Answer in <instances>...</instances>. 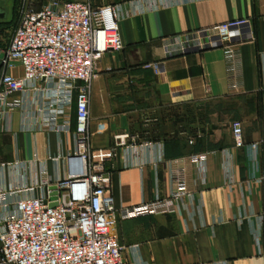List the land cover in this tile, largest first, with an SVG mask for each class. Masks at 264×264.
I'll return each mask as SVG.
<instances>
[{
    "label": "crops",
    "instance_id": "0c3cea01",
    "mask_svg": "<svg viewBox=\"0 0 264 264\" xmlns=\"http://www.w3.org/2000/svg\"><path fill=\"white\" fill-rule=\"evenodd\" d=\"M64 1L118 10L123 50L99 61L89 102L93 151L108 150L115 138L123 142L104 165L114 207L167 197L168 162L207 156L205 178L186 161L187 195L178 213L117 217L122 264H264V0ZM2 2L0 57L21 0L9 2L10 17ZM239 19L249 21L240 30L239 91L228 88L221 49L165 54L166 38ZM39 87L20 94L21 108L0 122V226L19 199L50 191L44 177L51 184L63 180L65 158L75 151L76 91L64 105L47 95L58 93V85ZM236 120L243 148L234 147Z\"/></svg>",
    "mask_w": 264,
    "mask_h": 264
},
{
    "label": "built area",
    "instance_id": "2783aa9c",
    "mask_svg": "<svg viewBox=\"0 0 264 264\" xmlns=\"http://www.w3.org/2000/svg\"><path fill=\"white\" fill-rule=\"evenodd\" d=\"M38 7V8H37ZM245 19L228 21L163 40L168 56L221 49L230 91L242 89V65L238 44ZM115 6L93 7L88 2L50 0L39 3L21 0L8 46L0 57V122L22 106L19 95L41 91L39 85L54 83L56 101L70 105L76 91L75 151L65 158L67 175L51 184L55 187L40 197L17 201L16 212L0 226V264H122V247L115 237V222L142 216L179 212V202L187 195L188 161L205 178L206 154L190 155L168 162L170 193L149 203L116 209L109 194L110 175L104 165L114 159L123 142L114 139L108 150L93 151L89 127V102L96 69L109 52H120ZM157 71L156 65H147ZM19 68L20 76L11 71ZM62 88V89H61ZM61 114V113H60ZM234 147L243 148L240 121L231 123ZM256 150L255 146L251 148ZM56 203L55 207H50Z\"/></svg>",
    "mask_w": 264,
    "mask_h": 264
},
{
    "label": "rangeland",
    "instance_id": "374dc122",
    "mask_svg": "<svg viewBox=\"0 0 264 264\" xmlns=\"http://www.w3.org/2000/svg\"><path fill=\"white\" fill-rule=\"evenodd\" d=\"M0 1H4V2H2V4L6 7V13L8 14V16L10 17V15H11V8H10V1L11 0H0ZM35 1H38V0H35ZM9 3V4H8ZM10 32L11 31H9L8 32V30H6V31H3V33L1 34V39H3L5 42H3V43H6V41L8 40V38H9V36H10Z\"/></svg>",
    "mask_w": 264,
    "mask_h": 264
},
{
    "label": "water",
    "instance_id": "95a60500",
    "mask_svg": "<svg viewBox=\"0 0 264 264\" xmlns=\"http://www.w3.org/2000/svg\"><path fill=\"white\" fill-rule=\"evenodd\" d=\"M5 17V14H4V12H1L0 11V19L1 18H4ZM50 191H51V201H54V200H56V194H57V191H56V188L53 186V187H50V189H49ZM51 208L52 207H55L56 206V203H51L50 205H49Z\"/></svg>",
    "mask_w": 264,
    "mask_h": 264
}]
</instances>
